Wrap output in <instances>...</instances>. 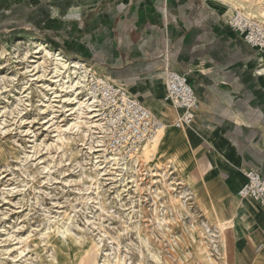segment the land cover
I'll return each instance as SVG.
<instances>
[{"label":"crops","instance_id":"obj_1","mask_svg":"<svg viewBox=\"0 0 264 264\" xmlns=\"http://www.w3.org/2000/svg\"><path fill=\"white\" fill-rule=\"evenodd\" d=\"M231 16L207 0H0V48L17 37L44 42L166 126L176 113L164 101L165 70L187 74L199 109L166 157L181 145L196 201L226 227V264H264V209L236 194L245 171L264 177L261 54Z\"/></svg>","mask_w":264,"mask_h":264},{"label":"rangeland","instance_id":"obj_2","mask_svg":"<svg viewBox=\"0 0 264 264\" xmlns=\"http://www.w3.org/2000/svg\"><path fill=\"white\" fill-rule=\"evenodd\" d=\"M207 1L226 16L254 13L255 18L244 16L264 26V0ZM26 39L0 48V264H113L116 258L126 264H209L199 248L217 263L200 204L189 191L183 201L180 178L166 161L154 168L150 155L129 175L108 168L97 178L83 149V129L59 134L72 112H40L38 97H25L23 77L13 80L14 64L3 61ZM175 147L180 156L181 145ZM100 158L94 159L97 169L104 166ZM79 197L90 201L83 206ZM66 228L68 245L60 235ZM54 253L57 260L51 262Z\"/></svg>","mask_w":264,"mask_h":264},{"label":"bare ground","instance_id":"obj_3","mask_svg":"<svg viewBox=\"0 0 264 264\" xmlns=\"http://www.w3.org/2000/svg\"><path fill=\"white\" fill-rule=\"evenodd\" d=\"M244 12L247 16L256 17V14L250 13L247 10ZM244 14L242 15L244 16ZM260 14L264 16V12H261ZM261 56L264 57V55ZM3 63H6L9 66L12 63L14 64V66L9 68L10 70L13 69V80L19 75L23 77V79L21 78V81L23 82L21 84L23 85V93L27 92L25 97H32V95L38 97V100L41 103L40 112H43L44 109L42 108H45V110L50 109L52 111L53 107L59 109V111L63 112L65 116L70 115H66L68 111L72 112L71 116L73 117L71 122L67 123L63 128L62 126L59 127V134L83 129L81 131L82 138L84 140L83 149H86L85 153L87 154V157L90 158L88 161H90L93 167H96L94 169L97 171L95 173L97 178L107 175L108 168L113 171V174L119 171L125 175H129L131 172H134L133 169L137 168L140 163L144 161V159L149 158L151 155V157H155L154 168H162V160H164L166 161L165 166H168L169 169H171L173 173L180 178V185L183 188V193L181 195L183 201L188 198V191L191 194V197L195 198V194L193 192L194 180L187 174L186 171V155L182 153L180 156H177L173 153L166 157L167 154L163 151L166 146L171 145V136L175 135L180 137L183 128H177L178 131L173 132L171 129L176 128L173 124L172 126H166L165 123H163V126L158 129L156 135L146 141L141 146L138 153L133 155L128 161L123 162L110 155L106 148L103 135V122L97 117L94 109V103L97 98L88 88V78L97 76L98 74L92 72L88 66L83 65L81 62L65 59L59 52L52 49L48 44L32 38H27L24 42H16L12 46L11 54L3 61ZM14 67H16V69H14ZM257 72L264 79V60H260V66ZM56 98L58 100L54 101ZM19 100L20 99H18V102ZM52 102H56V106H54ZM59 140H62V136H59ZM97 153H99L98 156L101 157L100 159H102V164H104V166L102 165L103 167L100 166L101 168L98 169L95 165L96 162L94 161V159L98 158ZM78 165L82 166V163L78 162ZM119 174H117V176H119ZM90 180L92 182V184L90 183L91 186L98 187L97 179L91 178ZM80 199L81 203L82 201L84 203L90 201L88 197H81ZM183 201L182 205H184ZM199 209H201L204 218V230L209 235L211 246L214 249L215 255L218 257L217 263L215 260L213 261L210 255L211 253L207 250L199 248V252L205 253V258L209 264H226V260L223 258V254L225 253V226H222L215 217H210L202 206L199 205ZM60 232L62 242H65L68 245L67 239H64V236L69 232V229L66 228ZM189 236L190 240L194 241L193 234L190 233ZM98 249L99 246H97V251ZM50 257L51 262H55L57 260L55 253L54 256ZM113 264L126 263L123 259L116 258Z\"/></svg>","mask_w":264,"mask_h":264},{"label":"built area","instance_id":"obj_4","mask_svg":"<svg viewBox=\"0 0 264 264\" xmlns=\"http://www.w3.org/2000/svg\"><path fill=\"white\" fill-rule=\"evenodd\" d=\"M228 25L249 47L264 55L263 25L238 11L233 12ZM164 79V101L176 113L172 124L176 128H189L199 104L188 75L167 69ZM87 84L97 98L94 109L103 122L104 141L109 154L123 162L128 161L146 141L156 135L164 122L157 119L126 89L103 75L89 77ZM243 175L245 183L237 191V196L242 200L249 199L264 209V177L258 171L251 170L245 171Z\"/></svg>","mask_w":264,"mask_h":264}]
</instances>
